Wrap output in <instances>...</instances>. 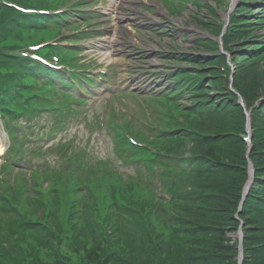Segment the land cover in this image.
<instances>
[{"label":"trees","instance_id":"obj_1","mask_svg":"<svg viewBox=\"0 0 264 264\" xmlns=\"http://www.w3.org/2000/svg\"><path fill=\"white\" fill-rule=\"evenodd\" d=\"M14 12L2 7L0 25L26 24L32 19ZM7 28L15 30L12 26L2 28V49L10 48ZM17 30L19 43L34 42L35 37L24 26ZM10 60L0 53V70L8 79L22 81L19 59L15 63ZM255 65L241 61L234 80L249 108L264 96L261 78L243 82ZM226 82L219 75L218 85ZM182 113L183 122L178 121L180 116L162 118L158 124L161 137L147 139L156 153L147 148L137 153L151 175L154 164L163 167L160 178L166 180L163 188L169 199L154 195L142 176L126 181L107 169L104 181L91 173L88 181L82 182L90 192L84 194L83 206L71 204L62 196L61 187L51 192L47 201L20 188L10 192L6 205L0 207L12 215L7 220L0 218V264H238V242L233 235L241 222L243 264H264V106L252 115L250 158L255 182L240 213L249 178L243 109L229 92L217 103L200 102ZM118 141L130 146L122 134ZM175 162H185L188 167L174 168ZM79 185L73 180L66 188L74 196ZM99 197H104L103 207H99ZM27 198L30 211L23 204ZM67 205L70 220L82 216L84 225L66 228L59 223ZM154 217L162 223L156 224Z\"/></svg>","mask_w":264,"mask_h":264},{"label":"rangeland","instance_id":"obj_2","mask_svg":"<svg viewBox=\"0 0 264 264\" xmlns=\"http://www.w3.org/2000/svg\"><path fill=\"white\" fill-rule=\"evenodd\" d=\"M230 0H199L200 5L193 3H188V5L182 4L181 9L176 11L171 6H165L161 0H146V5L141 4V8H136L137 11L141 12L145 18L143 19V24L140 25L138 29L134 31H121L122 37V49L127 55L118 54L117 56L104 53V50H96L89 48L88 45L84 44L83 50L86 62L96 61L100 64L107 65L111 64L117 66V68L123 69L121 79L125 87L130 89H140L141 93L149 94L145 89H149L151 84L147 82H139L143 77L148 78L150 83H152L153 89L156 90V84L161 86L158 91L164 86L165 78L163 77L165 71L170 70L172 60L169 56L174 55H187L201 52L204 49L200 47V41L209 37V30L207 27H211L213 23L217 21L215 19L214 13L218 14V20H224L225 15L228 11V3ZM166 2V1H165ZM151 8V12L148 11ZM93 8H90L92 10ZM78 23H81L79 21ZM100 23L106 24L107 22L101 20ZM204 23V24H203ZM75 30L64 31V36L66 39L73 37V32ZM46 33L48 38H52L53 35L50 33L49 29L40 30L39 33ZM55 33V32H53ZM264 33V31L262 32ZM65 44L70 46L68 42ZM87 53V54H86ZM181 56V57H182ZM180 57V56H177ZM170 60V61H169ZM256 65L251 68V72L247 74L243 82L251 81L255 79H260V84L264 87V58L257 60ZM207 74L201 75L208 77L210 79V84L206 90V94H191L189 92L184 101L183 105H194L199 99H206L207 101H220V96H224L227 92L226 89L230 86V83H223L218 85L216 76H213V71L206 69ZM251 73V74H250ZM258 83V81H256ZM223 89V90H222ZM158 93V92H157ZM156 94V91H155ZM128 102V107L123 110L128 114L132 115L135 110L138 109L137 102L138 98L132 97ZM139 105V104H138ZM162 105H158L152 111H148L149 115L154 112L153 118L150 119L152 122L158 121V116L160 115L159 109L165 110ZM139 110V109H138ZM184 116L180 118V122L184 121ZM247 125V120L246 124ZM250 131H254L253 125ZM103 135L99 136L100 133H94L93 146L104 158H111L117 166L124 170L122 165V160L114 153L113 143L106 130H102ZM2 137H0V146L4 148L7 145V138L5 133L0 131ZM82 139H86L90 135L89 129L85 126H81ZM249 151L246 152V157ZM1 162V161H0ZM63 223L66 227H70L75 224L77 226L84 225L85 218L82 216L75 217L69 222L62 216ZM156 224L162 223L160 219L154 217ZM238 235H236L237 237Z\"/></svg>","mask_w":264,"mask_h":264}]
</instances>
